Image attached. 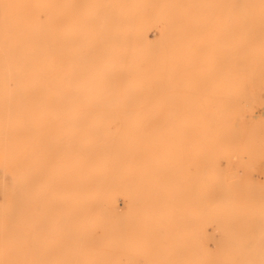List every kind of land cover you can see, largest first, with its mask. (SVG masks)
<instances>
[{"label": "rangeland", "instance_id": "374dc122", "mask_svg": "<svg viewBox=\"0 0 264 264\" xmlns=\"http://www.w3.org/2000/svg\"><path fill=\"white\" fill-rule=\"evenodd\" d=\"M0 264H264V0H0Z\"/></svg>", "mask_w": 264, "mask_h": 264}, {"label": "bare ground", "instance_id": "6f19581e", "mask_svg": "<svg viewBox=\"0 0 264 264\" xmlns=\"http://www.w3.org/2000/svg\"><path fill=\"white\" fill-rule=\"evenodd\" d=\"M28 1V0H27ZM30 1V0H29ZM56 11H58V6L56 5V9H55ZM60 10V9H59ZM49 13V12H48ZM95 35V34H94ZM117 39V38H116ZM1 40H3V39H1ZM106 42H108L107 40H106ZM105 42V44H107ZM102 43V42H101ZM112 43V42H111ZM104 44V45H105ZM13 47V46H12ZM107 47V46H106ZM110 47H112V46H110ZM109 47V48H110ZM130 51H132V50H130ZM130 69V68H129ZM131 73V72H130ZM35 78V77H34ZM138 80V79H137ZM140 81H141V79H139ZM134 81H135V79H134ZM139 81V82H140ZM64 82V81H63ZM69 82V81H68ZM141 83V82H140ZM120 85V84H119ZM128 86H129V84H128ZM99 87V86H98ZM91 88V87H90ZM94 88H95V86H94ZM58 90V89H57ZM74 90V89H73ZM32 91V90H31ZM58 92V91H57ZM59 93H60V91H59ZM75 93V92H74ZM82 93H83V91H82ZM80 94V93H79ZM103 98V97H102ZM105 98V97H104ZM28 99V98H27ZM26 99V100H27ZM95 98H93V100H94ZM106 99V98H105ZM92 100V99H91ZM70 101V100H69ZM95 101V100H94ZM109 101H110V99H109ZM101 106H104V105H101ZM105 106H107V105H105ZM56 107V106H55ZM78 107V106H77ZM79 108V107H78ZM77 108V109H78ZM121 108V107H120ZM21 109V108H20ZM59 109V108H58ZM76 109V107H75V109H74V111L75 110H77ZM79 110V109H78ZM21 111V110H20ZM99 111V110H98ZM118 120V119H117ZM136 121V120H135ZM133 121L134 122V125L136 126V128H135V130H133V132H132V140H131V144H132V149H134L135 147H138V145H139V138H140V133H142V131H141V126H140V124H141V120H139L138 119V121ZM15 123V122H14ZM104 124V123H103ZM129 127V126H128ZM2 129V128H1ZM8 129V128H7ZM3 130V129H2ZM91 133V132H90ZM64 150V149H63ZM58 158H60L61 159V157H58ZM59 161V160H58ZM79 166V165H78ZM77 167V166H76ZM217 175H218V172L216 171V167L214 168V172H212L211 173V175L207 178L208 179V181H209V184H210V186L211 187H215L218 183H217ZM86 218H87V220H89V215H86ZM70 235V234H69ZM75 236H77V238H78V242H79V245L81 244V243H83V239H84V233L83 232H79V233H75L74 234ZM78 245V246H79ZM46 247V246H45ZM47 247H49V246H47ZM63 247V246H62ZM64 248V247H63ZM78 250L79 251H85V248H83V247H79L78 248ZM13 261V260H12ZM17 261V260H16ZM15 261V262H16ZM23 261H24V258H23ZM23 263V262H22ZM88 263H90V261L88 262Z\"/></svg>", "mask_w": 264, "mask_h": 264}]
</instances>
